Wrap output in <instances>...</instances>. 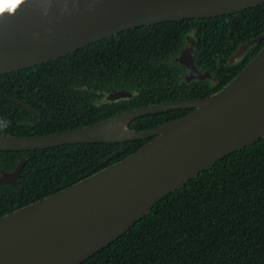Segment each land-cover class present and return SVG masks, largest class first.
Returning <instances> with one entry per match:
<instances>
[{"label": "trees", "instance_id": "obj_1", "mask_svg": "<svg viewBox=\"0 0 264 264\" xmlns=\"http://www.w3.org/2000/svg\"><path fill=\"white\" fill-rule=\"evenodd\" d=\"M262 33L264 3L223 16L127 29L64 57L2 74L0 135H47L139 106L207 97L255 56L264 45V38L256 39ZM187 38L194 41V66L209 77L187 81L188 68L175 61ZM248 41L253 43L248 51L229 63ZM120 91L129 96L102 100ZM190 111L147 114L129 127L150 129ZM148 140L0 151L6 171L26 157L17 188L0 183V216L125 158ZM80 264H264V138L164 196Z\"/></svg>", "mask_w": 264, "mask_h": 264}, {"label": "water", "instance_id": "obj_2", "mask_svg": "<svg viewBox=\"0 0 264 264\" xmlns=\"http://www.w3.org/2000/svg\"><path fill=\"white\" fill-rule=\"evenodd\" d=\"M264 0H0V75L64 57L121 31L243 11ZM264 38V33L256 39ZM253 45L238 47L234 63ZM187 45L178 61L187 81L209 77ZM22 106L26 105L17 101ZM191 109L134 130L147 114ZM264 138V45L222 88L204 98L167 101L82 127L40 136L0 135V151L149 139L125 158L0 216V264H80L107 247L164 196L224 156ZM23 157L0 183L17 188Z\"/></svg>", "mask_w": 264, "mask_h": 264}, {"label": "rangeland", "instance_id": "obj_3", "mask_svg": "<svg viewBox=\"0 0 264 264\" xmlns=\"http://www.w3.org/2000/svg\"><path fill=\"white\" fill-rule=\"evenodd\" d=\"M179 56H180V54H179ZM179 56L176 57L175 61H178ZM189 71L190 70L188 69V73L186 74L185 78L188 76ZM127 96H129V95L126 92L120 91V92L115 93V94L104 95L103 98H102V100L103 101H107V100L108 101H111V100H116L118 98H127Z\"/></svg>", "mask_w": 264, "mask_h": 264}, {"label": "flooded vegetation", "instance_id": "obj_4", "mask_svg": "<svg viewBox=\"0 0 264 264\" xmlns=\"http://www.w3.org/2000/svg\"><path fill=\"white\" fill-rule=\"evenodd\" d=\"M186 41H187V42L185 43V45H187L188 48H192V47L194 48V41H193V40L187 38ZM184 47H185V46H184ZM184 47H183V48H184ZM183 48H182V49H183ZM192 52H193V50L191 51V53H192ZM180 53H181V52H180ZM178 56H179V55H178ZM183 65H184V64H183ZM186 80H187V79H186Z\"/></svg>", "mask_w": 264, "mask_h": 264}]
</instances>
